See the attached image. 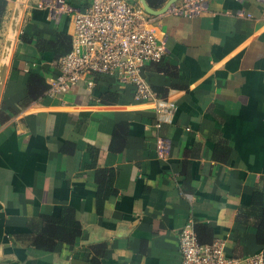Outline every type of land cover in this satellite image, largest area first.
<instances>
[{
	"label": "crops",
	"instance_id": "obj_1",
	"mask_svg": "<svg viewBox=\"0 0 264 264\" xmlns=\"http://www.w3.org/2000/svg\"><path fill=\"white\" fill-rule=\"evenodd\" d=\"M42 1L0 0V264H181L177 235L189 221L199 242L221 239L229 255L262 252L247 209L254 192L264 206V3L209 0L194 17L152 15L167 53L144 77L161 99L137 102L102 74L91 88L35 95L29 75L54 73L36 36L73 28ZM64 206L81 224L77 242L31 247L40 218Z\"/></svg>",
	"mask_w": 264,
	"mask_h": 264
},
{
	"label": "built area",
	"instance_id": "obj_2",
	"mask_svg": "<svg viewBox=\"0 0 264 264\" xmlns=\"http://www.w3.org/2000/svg\"><path fill=\"white\" fill-rule=\"evenodd\" d=\"M208 2L180 0L165 13L194 17L206 11ZM39 6L47 8L54 19L68 15L73 25L70 50L52 63L54 73L46 80L47 95L63 94L79 81L91 88L92 76L102 74L131 86L137 102L160 101L144 77V67L161 61L167 47L153 30V16L138 2L90 0L87 6L78 8L65 0H46ZM162 106L159 104L157 110ZM167 144L163 138L157 139L160 153ZM177 237L181 264H264L262 252L235 257L226 253L221 239L199 242L192 221L179 230Z\"/></svg>",
	"mask_w": 264,
	"mask_h": 264
},
{
	"label": "trees",
	"instance_id": "obj_3",
	"mask_svg": "<svg viewBox=\"0 0 264 264\" xmlns=\"http://www.w3.org/2000/svg\"><path fill=\"white\" fill-rule=\"evenodd\" d=\"M147 4L157 10L165 4V0H146ZM22 40L31 41V36H22ZM35 40V39H34ZM35 47L41 52H51L53 54V62L60 56L66 54L71 48V36L66 32H56L54 39H44L36 36ZM106 76V75H105ZM29 80L32 81L36 91L35 95H38L41 90L44 93L48 85L45 81L44 75H29ZM29 95L27 100L33 99L30 93H32V86L28 88ZM107 95H102V98H107ZM35 96L34 98H36ZM110 193L106 192L103 195H98L97 205L101 206L102 201ZM247 211L256 220V241L263 247V259H264V206L262 204V196L260 192H254L252 196V202ZM248 213V212H247ZM82 234V227L77 220L75 211L70 206L62 207L59 215L50 216L45 215L40 218V222L37 226L34 237L30 241V246L39 251H52L58 243H64L68 245H74Z\"/></svg>",
	"mask_w": 264,
	"mask_h": 264
},
{
	"label": "water",
	"instance_id": "obj_4",
	"mask_svg": "<svg viewBox=\"0 0 264 264\" xmlns=\"http://www.w3.org/2000/svg\"><path fill=\"white\" fill-rule=\"evenodd\" d=\"M137 1L142 6V8L144 9V11L147 14H150V15H153V16H158V15L164 14L169 9V7L172 4H174L177 0H167L165 2V4L161 8L157 9V10L151 8L147 4L146 0H137ZM5 56H7V52H5ZM6 59H5V61H6ZM5 70H6V65L3 64L1 66V68H0V91H1L2 83H3V79H4Z\"/></svg>",
	"mask_w": 264,
	"mask_h": 264
}]
</instances>
